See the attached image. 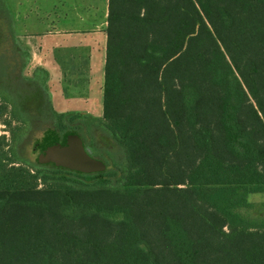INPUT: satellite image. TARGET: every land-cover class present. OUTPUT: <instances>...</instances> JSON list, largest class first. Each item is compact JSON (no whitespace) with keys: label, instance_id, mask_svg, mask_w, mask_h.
<instances>
[{"label":"trees","instance_id":"16d2710c","mask_svg":"<svg viewBox=\"0 0 264 264\" xmlns=\"http://www.w3.org/2000/svg\"><path fill=\"white\" fill-rule=\"evenodd\" d=\"M105 32L101 119L56 113L54 139L106 168L15 165L0 138V264H264L240 211L264 193V0H108ZM26 60L0 0L2 88Z\"/></svg>","mask_w":264,"mask_h":264},{"label":"crops","instance_id":"0c3cea01","mask_svg":"<svg viewBox=\"0 0 264 264\" xmlns=\"http://www.w3.org/2000/svg\"><path fill=\"white\" fill-rule=\"evenodd\" d=\"M4 2L23 70L44 74L52 110L102 116L108 0Z\"/></svg>","mask_w":264,"mask_h":264},{"label":"rangeland","instance_id":"374dc122","mask_svg":"<svg viewBox=\"0 0 264 264\" xmlns=\"http://www.w3.org/2000/svg\"><path fill=\"white\" fill-rule=\"evenodd\" d=\"M13 59L16 61L17 57ZM15 65V69L18 70L19 63L15 62ZM22 77L25 80L20 83L17 92L0 86V138H4L3 149L10 158L8 163H11V158H13L9 151L13 150L18 153L20 158L16 162H12L15 165L22 164L32 169L41 166L59 168L53 161L44 160L42 157L46 144L57 135L55 124L56 127L58 124L60 126L63 124L58 118L57 112L50 109L48 105L41 104V100L39 101L36 89L38 90V87L42 86L45 91L46 78L41 72L30 73L24 70ZM46 98L49 101L47 94ZM48 109L54 114L53 112L52 114L48 113ZM86 117L88 116L81 115L75 121H87ZM95 118L101 119V116ZM93 140L92 145L105 146L101 135H96ZM85 143L90 145V148L93 147L89 137L86 138ZM94 158L98 159L99 157ZM248 200L253 204V207L241 209V213L249 218H264V193L250 194Z\"/></svg>","mask_w":264,"mask_h":264},{"label":"water","instance_id":"95a60500","mask_svg":"<svg viewBox=\"0 0 264 264\" xmlns=\"http://www.w3.org/2000/svg\"><path fill=\"white\" fill-rule=\"evenodd\" d=\"M42 157L61 168L78 173H97L106 168L101 160L87 153L82 139L74 132L64 134L60 140L52 139L48 142Z\"/></svg>","mask_w":264,"mask_h":264}]
</instances>
